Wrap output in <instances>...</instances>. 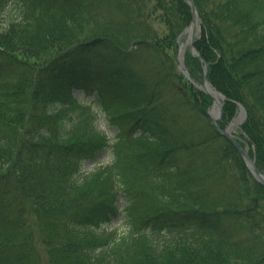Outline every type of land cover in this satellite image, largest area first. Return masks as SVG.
Instances as JSON below:
<instances>
[{"label":"trees","instance_id":"16d2710c","mask_svg":"<svg viewBox=\"0 0 264 264\" xmlns=\"http://www.w3.org/2000/svg\"><path fill=\"white\" fill-rule=\"evenodd\" d=\"M196 4L220 126L244 105L264 172V0ZM191 21L186 0H0V264H264V185L178 67Z\"/></svg>","mask_w":264,"mask_h":264},{"label":"water","instance_id":"95a60500","mask_svg":"<svg viewBox=\"0 0 264 264\" xmlns=\"http://www.w3.org/2000/svg\"><path fill=\"white\" fill-rule=\"evenodd\" d=\"M187 3L189 4L190 8H191V13H192V22L191 25L186 29L187 32H189L190 36H189V40H187V45H189L190 48V53L194 56H197L199 58H201V60L204 63V78H203V83H198L195 80H193L190 76V72L186 66V64L183 63V58L182 56V44L179 50V54H178V59H179V66L181 68V70L204 92H206L215 102V106H217L218 108V112L216 115L213 114L212 111H210L212 117H213V124L216 126V128L226 137H228L233 144L237 147V149L239 150L241 156L243 157V159L245 160L246 164L248 165L249 169L251 170L252 174L255 176V178L261 182L262 184H264V173L259 169L257 162H256V158L252 157L251 154L249 153L248 149L246 146H244L237 138V136L233 133V129L232 126L237 122L238 125L242 124L244 122V120L247 117V112L246 109L244 108V106H241V110L239 113L238 118L233 121L232 123H230L228 125L227 128L223 129L221 128V126L219 125V121L222 118L223 114H224V99H226L224 96L221 95V92L216 91L215 87L212 85L211 82H209L208 80V73H209V68H210V64L204 60L200 53L196 50L195 48V42L197 40V37H199L201 35V25H202V18L201 15L199 13V10L197 8L196 5V1L195 0H186ZM215 92H217L218 94L221 95V99L223 100H218ZM214 106V107H215Z\"/></svg>","mask_w":264,"mask_h":264},{"label":"rangeland","instance_id":"374dc122","mask_svg":"<svg viewBox=\"0 0 264 264\" xmlns=\"http://www.w3.org/2000/svg\"><path fill=\"white\" fill-rule=\"evenodd\" d=\"M166 30V29H165ZM187 36H188V34L187 33H184L183 35H182V37H181V42H183V41H185L186 40V38H187ZM179 40V39H178ZM188 49L189 48H187V50H186V52L188 51ZM103 52H104V48H101V49H98V52L97 53H89V54H81V55H78V56H87V58H89V57H91V58H93V59H95V58H99V55H102L103 54ZM179 52V51H178ZM125 54V53H124ZM126 56H128L127 54H125ZM115 56H116V54H115ZM131 56L129 55V58H130ZM85 58V57H84ZM133 61L134 62H138L139 64H140V66H145V63L143 62L144 60H142L141 61V59L139 60V61H137L136 59H134L133 58ZM179 67V66H178ZM76 95L77 96H80V97H82V96H84V93L82 92V91H77L76 92ZM214 105V102H213V104L211 105V106H213ZM211 108L212 107H210L209 108V110L208 111H210L211 110ZM239 115V114H238ZM238 115H236V117H238ZM100 127L102 128V127H104L105 128V126L103 125V124H100ZM241 127H239V126H234V132H235V135L236 136H238V137H242V135H243V132H242V130L240 129ZM111 135V137H113L112 136V134H110ZM243 141H247L246 139H243ZM111 158V152L110 151H108L107 153H104V154H102L100 157H99V160L98 161H89V162H86L85 163V165H84V169L85 170H91L95 165H97V164H99V161H103V162H108L109 161V159ZM122 197V195H120L119 196V198H121ZM120 222H122L123 220H119ZM115 225L116 226H118L119 228H120V230H125L124 228H125V223L124 222H122V224H119V222H116L115 223ZM38 234H40V231L39 230H36V236L38 235ZM38 242H37V244H38V248L40 249V251L44 254V255H47V250H46V247L45 246H43V245H41V240L39 239V240H37Z\"/></svg>","mask_w":264,"mask_h":264},{"label":"bare ground","instance_id":"6f19581e","mask_svg":"<svg viewBox=\"0 0 264 264\" xmlns=\"http://www.w3.org/2000/svg\"><path fill=\"white\" fill-rule=\"evenodd\" d=\"M196 1V0H195ZM187 34H188V36H187V38H186V40L185 41H183V42H181L180 41V39H179V36H178V49H177V51H179L180 50V47H181V44H182V58H183V63L184 64H186L187 65V68H188V70H189V72H190V76H191V78L193 79V80H195L196 82H200V80H198V79H196V77L195 76H193L192 75V72L190 71V69H189V66H188V64H187V52H186V49H187V40H189V36H190V34H189V32H186ZM200 38V36L199 37H197V39H199ZM84 57L87 59V56H85L84 55ZM204 72V71H203ZM203 74V73H202ZM209 76V75H208ZM204 78V74L202 75V79ZM216 87V86H215ZM216 89V91H219L217 88H215ZM205 93V92H204ZM207 94V93H206ZM215 95H216V97H217V99L218 100H223V99H221V95L222 96H224L226 99H224V102H226L229 98L222 92L221 93V95L220 94H218L217 92H215ZM211 111L213 112V114L214 115H216L217 114V112H218V108H217V106H215V107H212L211 108ZM234 126H238V124H237V122L232 126V128H234ZM247 147V146H246ZM247 149H248V151L250 150V147L248 146L247 147ZM258 181V180H257ZM259 182V181H258ZM261 183V182H260ZM262 184V183H261Z\"/></svg>","mask_w":264,"mask_h":264}]
</instances>
